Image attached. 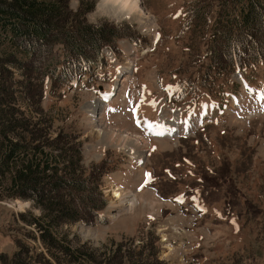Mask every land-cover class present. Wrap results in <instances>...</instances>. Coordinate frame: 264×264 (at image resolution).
Segmentation results:
<instances>
[{"label":"rangeland","instance_id":"374dc122","mask_svg":"<svg viewBox=\"0 0 264 264\" xmlns=\"http://www.w3.org/2000/svg\"><path fill=\"white\" fill-rule=\"evenodd\" d=\"M81 1L75 12L85 8ZM191 1L140 0L142 11L116 17L94 0L84 20L90 23L92 14V24L119 21L128 36L105 52L101 64L109 60V70L93 84H45L40 105L50 134H75L80 164L102 173L104 221L92 216L89 224L59 229L73 247L93 252L96 264L111 257L124 264H264V57L248 67L255 87L226 70L221 80H209L210 93L204 86L214 72L205 43L210 31L188 25ZM60 53L56 45L55 61ZM116 82L117 93L103 103ZM223 88L236 91L223 94L219 110ZM29 211L42 213L31 200L0 199V253L12 255L19 240L46 251L31 238L37 228L24 221Z\"/></svg>","mask_w":264,"mask_h":264},{"label":"trees","instance_id":"16d2710c","mask_svg":"<svg viewBox=\"0 0 264 264\" xmlns=\"http://www.w3.org/2000/svg\"><path fill=\"white\" fill-rule=\"evenodd\" d=\"M81 4L85 8L73 12L66 0H0V199L19 197L41 208L38 216L26 212L24 221L37 228L31 238L46 248L36 251L30 241L19 240L12 255L0 253V264L99 261L93 252L73 247L60 227L97 218L106 205L99 189L102 173L80 164L81 141L75 134L52 137L40 105L46 79L62 84L99 61L104 47L113 48L116 39L128 37L115 23H88L84 12L94 0ZM187 15L189 26L210 31L205 43L214 72L206 78L212 84L226 70L264 57V0H193ZM56 45L61 61L53 59ZM14 70L21 71L19 77ZM208 183L203 177L205 187ZM122 260L111 257L108 264H124Z\"/></svg>","mask_w":264,"mask_h":264},{"label":"bare ground","instance_id":"6f19581e","mask_svg":"<svg viewBox=\"0 0 264 264\" xmlns=\"http://www.w3.org/2000/svg\"><path fill=\"white\" fill-rule=\"evenodd\" d=\"M101 8H106V9H112L114 12V16L119 17L121 14H126V13H131L132 11H140V4L138 7H133V6H128L127 8H125L123 0H101L100 2V6ZM142 11V10H141ZM142 14H144V12H142ZM112 197L114 198H118L119 197V192L117 189L113 190V195ZM112 202V201H111ZM123 201H119V205H121ZM19 203V202H18ZM110 213V211H109Z\"/></svg>","mask_w":264,"mask_h":264},{"label":"clouds","instance_id":"9594fccd","mask_svg":"<svg viewBox=\"0 0 264 264\" xmlns=\"http://www.w3.org/2000/svg\"><path fill=\"white\" fill-rule=\"evenodd\" d=\"M140 0H123L125 8L128 6L138 7ZM70 8L73 12L78 10L79 7V0H70ZM88 19L90 23H96V21L93 19L92 14H88ZM114 23H119V21H113ZM91 236L90 232H86L84 234V239H89Z\"/></svg>","mask_w":264,"mask_h":264},{"label":"snow or ice","instance_id":"6c2138e0","mask_svg":"<svg viewBox=\"0 0 264 264\" xmlns=\"http://www.w3.org/2000/svg\"><path fill=\"white\" fill-rule=\"evenodd\" d=\"M157 39H159V36H157ZM149 182H150V174H146V181H145V183H149Z\"/></svg>","mask_w":264,"mask_h":264}]
</instances>
